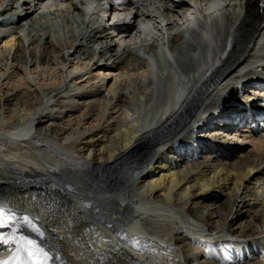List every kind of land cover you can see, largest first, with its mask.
<instances>
[{"label": "bare ground", "instance_id": "bare-ground-1", "mask_svg": "<svg viewBox=\"0 0 264 264\" xmlns=\"http://www.w3.org/2000/svg\"><path fill=\"white\" fill-rule=\"evenodd\" d=\"M86 1L0 0V264H34L26 241L43 264H263L262 213L241 226L232 208L264 183V111L209 127L248 149L192 126L233 93L261 105L264 86L238 83L264 73V0H135L118 33ZM214 178L230 202L207 196Z\"/></svg>", "mask_w": 264, "mask_h": 264}, {"label": "rangeland", "instance_id": "rangeland-1", "mask_svg": "<svg viewBox=\"0 0 264 264\" xmlns=\"http://www.w3.org/2000/svg\"><path fill=\"white\" fill-rule=\"evenodd\" d=\"M35 12H37V11L35 10ZM107 21H109V23H110L109 19ZM109 23L106 26L109 27ZM59 27H61V24L59 25ZM101 61H102V59L95 60L96 63L101 62ZM220 131H218L219 133L217 135H215L214 129L213 128H209L208 131L203 132L202 134H200V136H202L201 137L202 140H204L208 144L216 141L217 138H218L217 141H220L222 143H227L228 145L230 144L231 146L236 144V145H243V147L246 148V149H248L250 147V145L248 143H243L240 140L239 141H235V140L234 141H232V140L228 141V140H226L228 136L226 135L225 131H223V130L221 132ZM223 155H222V157L219 158L218 163H220L222 165H226L228 163V161H229V158L226 157L225 155H224V158H223ZM198 156H200V154ZM217 180H218L217 178L216 179L214 178L213 185L208 187L207 196L209 194V196L213 197L214 200L216 199L217 203H219V204L220 203H224V202H230L229 200L232 199V194L234 193V192H231V190L233 188L231 179H225L223 181L221 180V183L219 181H217ZM190 184H192V181L190 182ZM263 184H261V182H259L258 185H257V183H256V186L254 185V187H256V189H258V191H256L257 193L255 192V190L251 186V184L249 185V187L247 189H243L242 190V187L239 188V190L237 192V195H240V197H238V199H240L243 196V199L248 202L247 203L248 205H247L246 208H242V211H244V216L241 215L242 211L239 212V210H237L238 208H235V207L232 208L233 212L235 210L238 213V220L236 221L235 225H241V226L248 225V226H250L249 223H248V217H249V214L251 213V210L252 211H257V212L260 211L262 213V217H264V204H263V207H262V203H264V195H263L264 193L262 191H259V190L263 189V187H264ZM257 186H260V187L258 188ZM192 187H193V189H192ZM192 187H191V189L189 188L190 189L189 193L192 192V191H193L192 193L199 192V190L197 189V185L196 184H194ZM227 188H228V190H227ZM229 189H230V191H229ZM240 191H242L241 194H240ZM230 192H231V194H230ZM258 192H259V194H258ZM254 193H256V195H254ZM210 197H208V199H206V198H202L200 196H196V198H197L196 200L199 202L200 207L205 206V204L208 203L209 204L208 205V207H209L208 209H210L209 211H211V208H210L211 205L210 204H211L212 201L209 200ZM216 219H217V217H214V220H216ZM260 228H261V230H263L264 229L263 225ZM263 236H264V234H258V235L254 236V239H256L258 241V239L262 238ZM230 239H236L237 240V239H242V237H237V238L230 237ZM263 243L264 242H260V246ZM262 263L264 264V259H263Z\"/></svg>", "mask_w": 264, "mask_h": 264}, {"label": "snow or ice", "instance_id": "snow-or-ice-1", "mask_svg": "<svg viewBox=\"0 0 264 264\" xmlns=\"http://www.w3.org/2000/svg\"><path fill=\"white\" fill-rule=\"evenodd\" d=\"M26 243L30 246L28 253L29 258L34 262V264H43V261L47 260L48 258L45 252L29 241H26Z\"/></svg>", "mask_w": 264, "mask_h": 264}]
</instances>
